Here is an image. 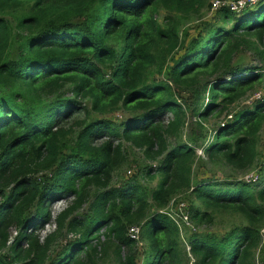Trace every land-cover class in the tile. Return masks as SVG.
<instances>
[{"label": "trees", "instance_id": "trees-1", "mask_svg": "<svg viewBox=\"0 0 264 264\" xmlns=\"http://www.w3.org/2000/svg\"><path fill=\"white\" fill-rule=\"evenodd\" d=\"M244 1L236 13L220 4L186 43L181 21L208 0H0V264H138L131 226L148 249L141 264H183L174 220L184 212L195 225L215 212L246 222L223 236L191 232L193 264H254L264 159L255 182L191 177L196 148L238 171L257 160L264 92L228 110L264 82L256 66L232 62L239 47L264 61V0L250 9ZM162 67L163 79L148 77ZM114 110L124 115L102 116ZM226 111L205 140L202 123ZM185 114L196 134L181 139ZM123 142L156 164L111 185L126 161ZM186 191L203 209L174 207L171 219L169 200ZM62 198L51 220L48 206ZM50 220L40 240L36 229Z\"/></svg>", "mask_w": 264, "mask_h": 264}, {"label": "rangeland", "instance_id": "rangeland-1", "mask_svg": "<svg viewBox=\"0 0 264 264\" xmlns=\"http://www.w3.org/2000/svg\"><path fill=\"white\" fill-rule=\"evenodd\" d=\"M213 1V3H212ZM238 1L243 0H208L210 3V7L204 6L199 10L196 16H190L186 20H182L178 32L180 37L187 36V39H185V42L189 43L190 39L197 35V31L199 32L201 29V26L210 22L215 14L214 9L218 7L220 4L227 5L229 9H232L236 13L238 10H240V7L244 4H239ZM256 1L258 0H251L250 6L247 7V9H250V7H253V5L256 4ZM211 3L215 8L211 7ZM227 25V24H226ZM200 29V30H199ZM192 40V39H191ZM13 51V49L11 50ZM176 55H172V57H175ZM232 62H240V63H246L251 64L253 66H256V70H261L264 72V61L260 62L256 55H254L253 52L248 50L247 48L239 47V49L233 54ZM262 68V69H260ZM166 69L161 68V71H157L156 69H151L148 73V77H154L156 79H163V73ZM172 86V85H171ZM264 92V82H261L259 84H255L251 89H249L240 99H238L235 103H233L230 107L231 111H235L240 109L243 106H249L250 103L256 99L261 97ZM176 93V91H175ZM181 97V98H179ZM177 101L183 102V99L186 97V94L181 92ZM81 105L88 106V100H82ZM76 111V112H75ZM73 111V113L70 115L69 118L65 119V122H69L71 118L75 116H80L82 113L81 109H76ZM230 112L226 111L223 112L218 119L214 117H210L206 119L202 123L204 127V131L201 133H204L205 140L210 137V134L215 127V124H217L219 121H223V118H228V114ZM124 115L121 110H114L111 113H106V118L110 120H114L117 118H121ZM194 119L189 117L188 114H185L184 116V122L179 130V135L181 139H186V137L195 136L196 134V125L193 123ZM206 134V135H205ZM67 142H65V145ZM122 147L124 152L126 153V161L123 163L113 174L111 178V185H114L117 183V181L121 178L132 176V175H140L138 170L143 164H149V166H153L156 164L155 161L150 160H144L140 151L129 145L127 142L122 143ZM256 153H257V160L255 162V165H253L251 168L238 171L230 168L229 166L223 164V163H214L210 160H208L204 154L201 152L200 149H195V158L193 160V163L191 165V177L192 180H197L201 178H212L216 180H222V179H230V180H241L248 182V179L251 181L249 182H255L258 178L259 170L258 166L259 163L264 159V132L260 130L257 137V145H256ZM154 178L151 181H144V183H147L146 185L148 187H153L157 181V175L154 173ZM253 179V180H252ZM63 199V198H62ZM59 199L49 204V213L51 215V220L53 219L54 215L63 208L65 205L67 199ZM192 197L189 195L188 191L186 192H178L176 195L171 197L168 203V210L171 209L173 212L171 213L173 216H168L171 219L174 218V207H176L179 211L183 212L184 205L186 207L190 205H194L196 207H199L200 209H203V205L197 201L193 200L191 201ZM183 214H186L184 212ZM189 216V215H188ZM49 221L47 224H45L42 228L36 229V233L38 234L40 240L51 231V227H54V224L52 221ZM181 223L180 221L174 220V224H177L178 230H179V246L181 249L180 257L182 258L183 264H193L192 256L188 252V236L191 232L194 231H202L205 233H210L212 235L216 236H223L229 233L231 230H233L235 227H238L240 225H245L246 222L236 216L227 214L226 212H215L213 214V218L204 224L201 225H195L190 219H188L186 215V219L184 220L181 216ZM29 231V229H28ZM139 231V230H138ZM11 235H14L15 230L11 229ZM259 242L257 244V247L255 249V255H254V264H262L264 262V227H262L259 230ZM68 236V235H67ZM138 236V235H137ZM69 237V236H68ZM67 238V237H66ZM63 238H57L56 242H54L51 245L50 248V254L55 253V251L58 249L57 245L59 242H63ZM136 240L135 248H134V255L136 262L138 264H141L145 257H148V249L146 247L145 242L143 239H134ZM106 264H114L112 261H107Z\"/></svg>", "mask_w": 264, "mask_h": 264}, {"label": "built area", "instance_id": "built-area-1", "mask_svg": "<svg viewBox=\"0 0 264 264\" xmlns=\"http://www.w3.org/2000/svg\"><path fill=\"white\" fill-rule=\"evenodd\" d=\"M248 1H251V0H248ZM245 1H238L239 4L241 3H244ZM213 3V2H212ZM213 8H215V4L214 6L212 5ZM232 10V9H231ZM250 179H248L249 181ZM253 180V179H252ZM186 215L187 214H182L181 216L183 217V219L185 220L186 219ZM181 216H180V219H181ZM182 222V221H181ZM180 222V223H181ZM54 227H51V229H53ZM127 234L130 238H133V239H137V235H138V226H131L127 229Z\"/></svg>", "mask_w": 264, "mask_h": 264}]
</instances>
